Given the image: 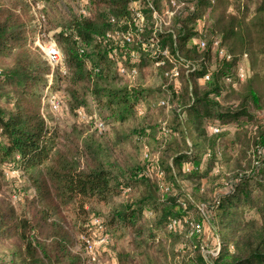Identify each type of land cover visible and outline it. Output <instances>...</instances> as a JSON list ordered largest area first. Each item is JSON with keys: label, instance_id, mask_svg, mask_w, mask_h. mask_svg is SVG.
Segmentation results:
<instances>
[{"label": "trees", "instance_id": "1", "mask_svg": "<svg viewBox=\"0 0 264 264\" xmlns=\"http://www.w3.org/2000/svg\"><path fill=\"white\" fill-rule=\"evenodd\" d=\"M84 1L85 16L79 13L83 0H0V190L10 179L6 169L14 168L18 177L11 179L19 186L10 200L16 193L12 203H21L16 209L0 197V246L9 254L8 264H83L68 248L70 229L85 234L92 217L102 219L110 238L102 256L111 254L116 264H264V122L255 115L264 110L256 85L264 81V0H196V15L173 18L176 47L211 72L206 82L199 79L201 71L181 73L178 89L164 87L168 66L154 67L144 53L135 78L121 75L98 40L129 17L131 2L142 6L147 33V0ZM35 3L42 5V32L52 33L64 59V70L53 72L49 86L61 101L59 114L76 119L79 108L102 110L103 134L83 123L89 130L51 129L42 116L51 72L35 45L39 30L30 14ZM199 28L206 32L203 51L195 40ZM213 36L221 39L228 60L213 49ZM162 41L174 45L169 33ZM209 54L218 65L209 64ZM244 54L249 74L239 81L236 68ZM224 87L235 91L237 103L222 104ZM163 99L174 108L159 106ZM163 121L171 130L167 139L159 137ZM214 125L224 129L211 134ZM144 145L159 152L172 186L163 199L156 180L142 175ZM185 163L191 165L188 172ZM229 163L233 171L224 168ZM185 217L208 221L219 238L215 256H203L200 240L193 248L184 225L167 229L170 219L182 223Z\"/></svg>", "mask_w": 264, "mask_h": 264}, {"label": "built area", "instance_id": "2", "mask_svg": "<svg viewBox=\"0 0 264 264\" xmlns=\"http://www.w3.org/2000/svg\"><path fill=\"white\" fill-rule=\"evenodd\" d=\"M214 0H210L213 3ZM85 1L80 5V15H87L85 7ZM147 8L150 11L151 25L149 31L146 33L145 16L142 11V6L138 2L130 3L129 17L122 19L118 25V29L106 32L98 40L101 41L106 50V56L109 60L115 63L116 70L123 76L132 80L137 75L136 62L139 55L144 53L151 59L153 66L157 68L168 66L164 70V77L167 79V83L164 87L170 85L173 89L179 88V77L183 73L185 75L190 72H203L200 76L201 82L210 80L211 72L209 68L205 69L204 65L199 62H191L186 59L179 49L175 45L176 37L172 28V20L174 17L181 19L190 18L192 15H196L198 8L196 6V0H157L156 4L152 0H147ZM42 5L39 3L31 4V10L34 13L35 21L38 26L39 35L35 40V45L39 48L40 52L48 62L50 66V74L48 75V85L45 89V96L42 99L41 114L44 117L46 123L47 113L52 115L59 114L61 112V101L56 93L52 92L49 88L52 82L53 72L55 70H64L63 55L58 49L56 43L52 39V33L42 32V24L44 22V15L41 12ZM201 20H197V22ZM124 26V27H122ZM169 33L174 41L172 48L163 44L162 35ZM205 30H198L196 36V45L200 51H203L207 47V39ZM211 44L214 50H216L220 59H229L231 55L221 45V39L219 37H211ZM134 45L133 49L127 50L126 46ZM129 61V66H125V61ZM249 74V68L246 55H243L242 61L236 68V78L239 81H243ZM229 81V78L227 79ZM234 85V84H233ZM216 99V98H215ZM159 106L164 107L166 110L174 108L168 99L159 101ZM138 114L142 115V111L138 110ZM179 112V109H176ZM76 119L79 123L86 124L90 127V131L101 135L106 129L107 125L105 121L100 118L96 113H88L84 108L76 110ZM224 128L211 126L209 132L211 134H217ZM170 129L167 128L165 121L160 123L159 137L167 139L170 134ZM258 153L261 154L259 150ZM143 158L146 160V168L142 171V175L155 179L157 182L158 190L161 199L166 194L172 191V186L166 181L164 171L161 169L159 162V152L151 153L149 147L143 146ZM191 169L190 163L183 165V171L188 172ZM217 172V170H215ZM7 178L18 177V171L12 167H8L5 171ZM128 191V189H126ZM18 195L13 193L11 195L12 202L17 201ZM183 207L185 203L182 200H178ZM201 213L205 214V206L199 207ZM146 216H149L150 211H145ZM207 218V215H206ZM208 224L207 220L197 222L194 217H185L183 222H179L176 219H170L167 223L168 230H175L176 228H183L186 232V238L188 243L195 248L196 241L200 240V250L205 257L207 254L215 256L219 248V238L214 236L213 246L210 250H206V245L202 243L201 237L204 235L205 225ZM209 227V225H208ZM79 251L84 264H116L115 258L108 253V257L102 256L100 250H103L110 243V238L104 233V224L101 218L92 217L90 225L85 234L79 235Z\"/></svg>", "mask_w": 264, "mask_h": 264}, {"label": "rangeland", "instance_id": "3", "mask_svg": "<svg viewBox=\"0 0 264 264\" xmlns=\"http://www.w3.org/2000/svg\"><path fill=\"white\" fill-rule=\"evenodd\" d=\"M4 1L6 3H8L9 0H4ZM204 3H206V2H204ZM206 7H207V5L204 4L203 9L206 8ZM249 8L253 9V7H249ZM251 9H249L248 12H251L252 11ZM30 14H31L32 18L34 19L33 20V26L36 27L37 23L35 21V16H34V13H33L32 10H30ZM188 35H189V33H188ZM190 55L192 56L194 54L190 53ZM208 60H209V64L213 65V66L214 65H218L217 63H219L218 59L216 58V56L214 54H209L208 55ZM148 67H146L147 71H149V69L152 70L151 67L150 68H148ZM155 77H157V73L156 72H155ZM256 85H257L258 91L260 93H263V95H264V81L258 82ZM223 90H225V91L223 92V95L221 96V99H220L222 104H225V106L228 107V106H232L233 104L237 103L235 101L236 96H235V91L233 89L224 87ZM263 102H264V100H263ZM223 111H224L223 114H225V112H227V109H225V107H223ZM92 112H96V114L101 116L102 118L105 116V112L104 111H102V110L98 111L94 107L89 106V113H92ZM138 112L139 111H137V113ZM255 115L259 119H261L260 120L261 122H264V110L255 112ZM46 117H47V121H48L49 127L51 129L57 128L59 130H67V131H69L73 127L77 126V127H80L83 131L86 130V129L89 130L88 126L85 127L84 125L79 124L77 119H75L73 116H67V115H62V114L52 115L50 113H47ZM230 131H232V130H230ZM240 152H242V151H240ZM238 154H240V153H238ZM244 163H245L244 160H242V162L240 163V167H242ZM224 168L226 170L233 171L235 167H234L233 163H229L228 165H224ZM199 174L203 175L201 173H199ZM212 178H210V180ZM16 185L19 186V181L16 180V179H9L8 181L2 182V187H1V190H0V197L5 198V200L7 202H9L14 208L19 209V206L21 205V203L20 204L19 203H14L13 204L12 201L10 200V193L13 192V190H16V187H15ZM21 185L25 186V188L28 187L27 183L26 184L25 183H23V184L21 183ZM97 208L99 210H102L99 207H97ZM70 230H71L70 231L71 243L68 244V248L73 253L78 254L80 256L81 260H82V257L80 255V251H79V239H78L80 234H79V232H75L73 229H70ZM203 238H204V240H203ZM201 239L203 240L202 243L206 245V248H207L206 250H210L212 248V246H213L212 242H214V234H213L212 230L209 229V227H208L207 230L204 231V235L201 237ZM177 242H178V238L175 239V243H177ZM100 251H101V253L103 252V250H100ZM9 258H10L9 254L4 250V247L0 246V264H8ZM82 262H83V260H82ZM83 264H84V262H83Z\"/></svg>", "mask_w": 264, "mask_h": 264}, {"label": "crops", "instance_id": "4", "mask_svg": "<svg viewBox=\"0 0 264 264\" xmlns=\"http://www.w3.org/2000/svg\"><path fill=\"white\" fill-rule=\"evenodd\" d=\"M51 123V122H50ZM208 229V224L207 225H205V230H207Z\"/></svg>", "mask_w": 264, "mask_h": 264}]
</instances>
